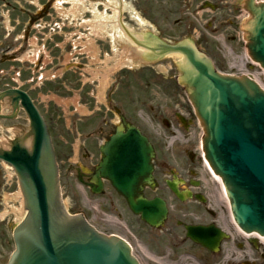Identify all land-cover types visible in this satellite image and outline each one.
<instances>
[{
    "label": "flooded vegetation",
    "instance_id": "obj_1",
    "mask_svg": "<svg viewBox=\"0 0 264 264\" xmlns=\"http://www.w3.org/2000/svg\"><path fill=\"white\" fill-rule=\"evenodd\" d=\"M71 1L0 0V95L7 90L17 92L0 98V137L7 143L27 127L20 93L26 94L46 121L49 117L56 124L63 119V112L53 98L74 96L75 101L68 103L67 110L72 109V115L64 134L67 139H78L72 175L76 184L95 199L102 198L109 207L115 202L125 204L107 180L97 177V171L102 161L101 148L117 133L124 134L129 127H135L153 150V186L143 187L141 195L174 204L161 229L172 237L186 226H215L230 234L224 205L203 169L200 127L187 99L176 93L173 85L160 90L159 70L154 68L131 73L121 69L110 78L102 96H97L98 81L86 71L88 56L81 51V21L79 17L58 14V6L67 12ZM133 1L140 10L146 5L150 10L163 12L203 8L215 12L224 0ZM236 1L239 9L240 0ZM94 43L98 56L109 49L106 40ZM35 47L38 50L33 55ZM165 72L168 74L169 70ZM144 90L151 96L148 101ZM160 91L168 93L162 105ZM49 96L52 98L47 99ZM145 104L150 122L146 127L140 114ZM80 107L83 113H79Z\"/></svg>",
    "mask_w": 264,
    "mask_h": 264
},
{
    "label": "water",
    "instance_id": "obj_2",
    "mask_svg": "<svg viewBox=\"0 0 264 264\" xmlns=\"http://www.w3.org/2000/svg\"><path fill=\"white\" fill-rule=\"evenodd\" d=\"M247 9L252 15L244 27L248 49L264 68V5L254 6L251 0ZM163 50L184 56L178 67L180 82L204 125L206 159L223 181L237 225L264 236V93L247 79L219 76L190 46ZM30 113V147L19 139L10 152L0 155L14 169L27 212L13 230L16 251L8 264H137L120 240L99 235L83 218L63 212L49 137L37 113ZM114 152L135 157L133 169H119L113 185L127 196L133 213L156 225L165 214L160 201L130 200L138 180L146 181L150 173V149L131 134ZM106 168L102 175H107ZM190 230L188 235L208 248L220 239L215 232Z\"/></svg>",
    "mask_w": 264,
    "mask_h": 264
},
{
    "label": "rangeland",
    "instance_id": "obj_3",
    "mask_svg": "<svg viewBox=\"0 0 264 264\" xmlns=\"http://www.w3.org/2000/svg\"><path fill=\"white\" fill-rule=\"evenodd\" d=\"M232 2L233 0L226 1V8L219 13L220 20L216 22L212 21L211 26L208 25L207 18L209 17H206L203 11L187 12V16L193 23V27L191 26L193 30L190 28L187 33H185L186 31L182 32L180 27H174L172 25V20L180 16L179 12H175L170 17V26L168 27L172 33L170 35L163 34L160 37L172 40H177L181 37L191 39L195 41L201 52L206 53L213 59L219 72L222 74L236 75L237 73L235 71L228 68V62H232L236 57L243 58L245 48L244 42L242 41V34L238 29L240 19L237 21L234 18L233 14L238 13H234L235 11L232 10L234 8ZM143 14L144 20L149 23L153 22L154 17L151 12L144 11ZM144 28L148 33L157 35L155 28L142 26L141 29L144 31ZM164 28V26L161 27V29ZM81 34L87 35V29L81 30ZM174 61L176 60L174 59ZM166 66H169L168 62H166ZM174 75L175 72L172 70L170 76ZM160 83L165 84L168 82L160 79ZM164 99L165 97H160V100ZM64 120L66 121V119ZM54 139L55 145L60 147L61 140ZM58 158L61 170L63 198L70 213L83 212L99 231L105 234H117L124 237L131 244L133 255L141 264H195V262H198L197 264H240L247 259L254 260L256 264H264V260L260 256L261 253H264V243L259 244V250L254 251L249 242L250 240H247V238L238 233H234V229L232 228L231 233L232 236L234 235V238L232 237L230 241L224 243L219 253L208 256L203 249L187 241L183 242L181 239L176 241L174 238L166 237L164 234L161 235L156 232H151L149 229L141 227L140 224L138 225L134 222L124 205L120 207L115 206V212L106 210L104 208V201H93L94 199H90L88 195H85L73 183V180L68 178L66 165L68 161L70 163L74 159V155L69 153H66V155L60 154ZM11 173L4 165L0 164V214L6 215L4 221L0 220V264L7 262L13 250L10 226L18 222L13 210L19 208L21 203L20 199L15 198L19 190L16 178L12 177ZM206 178L210 183L212 182L207 175ZM214 185L217 187L216 183ZM168 202L170 205H174L169 200ZM96 207H99L97 208L98 210H95ZM117 213L126 215V217L123 216L127 220L126 227L123 226L124 220L121 216L118 217ZM179 234L182 236L183 231L177 230L176 235ZM237 243L240 244V248L236 247L235 244Z\"/></svg>",
    "mask_w": 264,
    "mask_h": 264
},
{
    "label": "bare ground",
    "instance_id": "obj_4",
    "mask_svg": "<svg viewBox=\"0 0 264 264\" xmlns=\"http://www.w3.org/2000/svg\"><path fill=\"white\" fill-rule=\"evenodd\" d=\"M61 1L70 2L71 0H60V2ZM98 1H101V3L95 4L94 0H90L88 3L86 0H72L71 8L69 10L71 17H79L82 20L81 26H83V28H87L90 32V35L93 34L95 38L106 36L109 39L112 51L115 52L118 57H120V62L117 65H126L127 63H138L143 60L145 61V58L147 59V56L143 57V51L134 46L133 42V40L140 39L143 35L133 32L131 26L123 22V13L128 12L131 7H128L123 0ZM99 4H102L105 10V12L101 14L97 12L96 8ZM60 8H62L61 5L60 7L58 6V12L64 14L63 10H61ZM86 9L89 10L87 14H85ZM106 11L109 12L107 13ZM86 16H91L92 20H83ZM85 41L89 42V52L91 54L94 53L95 47L93 46L92 39L86 37ZM37 50L38 49L36 47L33 49V55L37 52ZM254 78L258 80L255 75ZM258 82L262 84V87H264L262 81L258 80ZM220 189L222 192V198H224L228 210L227 200L221 184ZM15 198L20 199V193L16 194ZM13 212L15 213V217L17 220L22 219L23 210L21 208V203L20 207L13 210ZM229 218L231 219L230 214ZM236 231L240 232V234L246 238H253L261 244L264 243V237L258 236L256 234L248 235L242 233L238 228L236 229Z\"/></svg>",
    "mask_w": 264,
    "mask_h": 264
}]
</instances>
